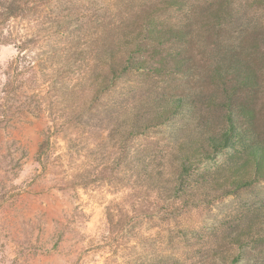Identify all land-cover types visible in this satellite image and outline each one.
<instances>
[{"label": "trees", "instance_id": "1", "mask_svg": "<svg viewBox=\"0 0 264 264\" xmlns=\"http://www.w3.org/2000/svg\"><path fill=\"white\" fill-rule=\"evenodd\" d=\"M51 1L0 0V41L19 51L0 100L49 114L41 166L59 168L61 187L120 194L106 215L117 246L141 240L129 264H207L186 257L203 246L209 264H264V193L246 198L264 181V0H146L134 26L91 33L43 15ZM28 16L35 26L6 35ZM233 197L240 209L201 238L207 211ZM161 219L181 249L140 230Z\"/></svg>", "mask_w": 264, "mask_h": 264}, {"label": "rangeland", "instance_id": "2", "mask_svg": "<svg viewBox=\"0 0 264 264\" xmlns=\"http://www.w3.org/2000/svg\"><path fill=\"white\" fill-rule=\"evenodd\" d=\"M145 1L52 0L45 5L43 15L70 14L74 32L91 33L99 27L103 30L105 25L134 26L139 5ZM30 26H35L34 17L12 20L6 35L10 37L11 31L22 35ZM18 53L15 43L0 41V97H5L1 90L8 66ZM10 101L0 106V264H129V252L134 255L142 247L141 240L131 237L127 241L130 249L117 246L109 233L106 215L109 201L120 194L105 181L61 187L59 168L48 171L37 157L39 144L52 124L49 114H32L15 102L9 107ZM77 130L71 128L67 133ZM63 144L62 137L58 138L55 154L61 152ZM257 192L264 193V181L246 198L256 200ZM243 201L240 197L219 201L207 211L199 236L209 235L218 220L237 212ZM173 224L161 219L144 224L140 230L155 236L156 240L151 241L155 247L172 253L182 248L172 239L177 234ZM186 253L189 259L210 262L204 246L199 257ZM241 264L260 262L250 257Z\"/></svg>", "mask_w": 264, "mask_h": 264}]
</instances>
